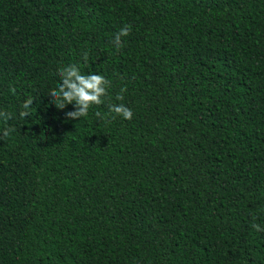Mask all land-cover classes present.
<instances>
[{
  "label": "trees",
  "instance_id": "16d2710c",
  "mask_svg": "<svg viewBox=\"0 0 264 264\" xmlns=\"http://www.w3.org/2000/svg\"><path fill=\"white\" fill-rule=\"evenodd\" d=\"M0 112V264H264V0H0Z\"/></svg>",
  "mask_w": 264,
  "mask_h": 264
},
{
  "label": "clouds",
  "instance_id": "9594fccd",
  "mask_svg": "<svg viewBox=\"0 0 264 264\" xmlns=\"http://www.w3.org/2000/svg\"><path fill=\"white\" fill-rule=\"evenodd\" d=\"M131 26H126L121 28L120 31L115 36V43L117 46L120 45L121 37L127 36L130 32ZM86 58V57H85ZM75 76L77 82H73L70 78ZM68 79L64 80L63 85L59 86V90L54 93L55 99L54 103L58 108H64L65 104L71 103L73 100L76 101L78 110L75 112H69L66 114V117L69 119H77L83 116H87L88 110L92 105H98L102 103L101 97L106 94V87L109 82L99 74L92 75H81L77 74L75 67L68 72ZM14 91V89H13ZM123 91V90H122ZM122 96H118L117 99H122ZM32 104V99L29 98L22 105L23 111L20 112V115L28 116L29 112L27 111ZM110 112H114L117 115L122 116L124 119L132 118V111L123 104L120 105H111ZM9 114L0 112V116L7 117ZM96 115L103 119L101 113L97 112ZM11 129H6L3 132V137H7ZM254 228L260 230L259 225L254 224Z\"/></svg>",
  "mask_w": 264,
  "mask_h": 264
}]
</instances>
